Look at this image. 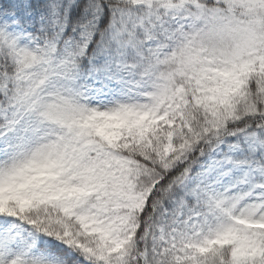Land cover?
<instances>
[{
  "label": "snow or ice",
  "instance_id": "obj_1",
  "mask_svg": "<svg viewBox=\"0 0 264 264\" xmlns=\"http://www.w3.org/2000/svg\"><path fill=\"white\" fill-rule=\"evenodd\" d=\"M0 264H264V0H0Z\"/></svg>",
  "mask_w": 264,
  "mask_h": 264
}]
</instances>
